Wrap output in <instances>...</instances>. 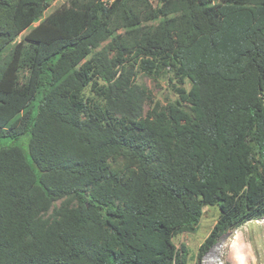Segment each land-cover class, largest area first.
<instances>
[{
  "label": "trees",
  "instance_id": "1",
  "mask_svg": "<svg viewBox=\"0 0 264 264\" xmlns=\"http://www.w3.org/2000/svg\"><path fill=\"white\" fill-rule=\"evenodd\" d=\"M52 1L0 0V140L29 137L0 148V264H188L204 207L199 257L263 218L264 0ZM166 70L161 105L135 78Z\"/></svg>",
  "mask_w": 264,
  "mask_h": 264
},
{
  "label": "rangeland",
  "instance_id": "2",
  "mask_svg": "<svg viewBox=\"0 0 264 264\" xmlns=\"http://www.w3.org/2000/svg\"><path fill=\"white\" fill-rule=\"evenodd\" d=\"M70 0H53L50 7L44 12L42 19L47 17L52 12L60 10L69 5ZM154 6H157L159 0H152ZM221 4L214 3L213 6ZM37 23H34L29 29L33 28ZM25 30L17 38V41L23 39L24 35L29 31ZM105 44V43H104ZM6 54V53H5ZM5 57V56H4ZM27 72H22L25 78ZM135 82L139 85L148 88L155 102L161 105H167L178 99L174 85L175 80H172V73L166 70L162 75H147L144 72H138ZM190 83L187 82L185 87L190 88ZM86 96H91L92 93L88 87L85 90ZM151 104H144L145 113L151 108ZM28 136H24L18 142L9 138L0 140V148L11 144H19L27 151ZM28 159L31 161L30 156ZM219 217L218 206H206L203 210V215L197 230L194 232L184 231L177 234L173 238V242L177 248L185 246L187 249L188 264H217L219 260L223 264H264V217L248 221L235 229H230L223 233L217 243L202 257H199L200 247L209 236Z\"/></svg>",
  "mask_w": 264,
  "mask_h": 264
},
{
  "label": "bare ground",
  "instance_id": "3",
  "mask_svg": "<svg viewBox=\"0 0 264 264\" xmlns=\"http://www.w3.org/2000/svg\"><path fill=\"white\" fill-rule=\"evenodd\" d=\"M217 264H223V263H220L219 260H216Z\"/></svg>",
  "mask_w": 264,
  "mask_h": 264
}]
</instances>
